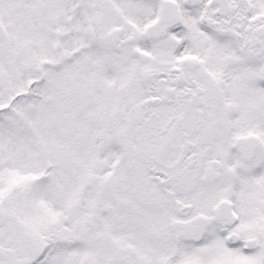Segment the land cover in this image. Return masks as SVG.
I'll list each match as a JSON object with an SVG mask.
<instances>
[{
    "label": "snow or ice",
    "instance_id": "1",
    "mask_svg": "<svg viewBox=\"0 0 264 264\" xmlns=\"http://www.w3.org/2000/svg\"><path fill=\"white\" fill-rule=\"evenodd\" d=\"M0 264H264V0H0Z\"/></svg>",
    "mask_w": 264,
    "mask_h": 264
}]
</instances>
